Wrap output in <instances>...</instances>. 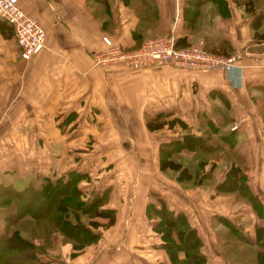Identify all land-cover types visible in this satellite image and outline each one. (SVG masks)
I'll use <instances>...</instances> for the list:
<instances>
[{
  "label": "crops",
  "instance_id": "crops-1",
  "mask_svg": "<svg viewBox=\"0 0 264 264\" xmlns=\"http://www.w3.org/2000/svg\"><path fill=\"white\" fill-rule=\"evenodd\" d=\"M190 1L18 0L20 8L44 27L45 45L24 60L15 41L0 35V183L22 188L31 179H50L54 170L60 178L72 163L87 159L99 142V148L105 149L101 152L105 160L101 162L106 165L117 148L144 149L146 118L164 115L180 118L205 140L206 132L216 134L212 138L220 143L228 136L226 133H231L235 147L228 153L240 156L235 165L243 162L240 168L246 178L259 183L252 190L255 194L251 193L258 198L256 194L263 193L260 189L264 188V35L253 36L251 20L257 13L264 14V0H208L196 7ZM256 31L264 34V23ZM167 34L185 37L189 44L202 42L212 51L239 52L241 58L228 72L169 65L130 70L119 65L94 64L93 53L102 48L104 35L131 48L147 37ZM218 135L221 139L216 138ZM226 145L221 143L220 150H225ZM87 146L90 150L82 149ZM39 149L43 152H37ZM211 152L182 149L178 162L182 167L194 166L193 171H188V182L182 185L176 175L178 170L169 176L164 173L173 194L160 191L161 198L178 202L183 201L180 194L186 193L187 218L203 244L211 240L215 243L216 234L226 235L228 226L220 217L228 214L229 197L216 190L224 176L217 178L219 160L210 167ZM245 156H250L256 165L252 169L254 176L247 173L249 163ZM108 174V178L104 176L107 183L100 181L105 193L103 208L115 212L120 195L125 206L130 177L118 176L113 170ZM135 178L132 190L138 186L137 201L146 186L140 171ZM116 179L122 183V192H114ZM190 179L194 181L192 186L188 184ZM182 186L185 189L180 191ZM228 201L233 205V197ZM262 202L259 210L251 209L257 214L251 223L253 230L263 217ZM201 205L210 206V211H200ZM5 212L8 214V208ZM116 222L117 216L113 225ZM246 222L234 223L242 229ZM112 237L100 236L75 258H71V243L62 241L61 236V240L53 237L55 240L51 238L46 248L47 264H131L125 256L113 253L119 241ZM33 242L44 241L36 237ZM101 242L105 244L98 252Z\"/></svg>",
  "mask_w": 264,
  "mask_h": 264
},
{
  "label": "rangeland",
  "instance_id": "rangeland-1",
  "mask_svg": "<svg viewBox=\"0 0 264 264\" xmlns=\"http://www.w3.org/2000/svg\"><path fill=\"white\" fill-rule=\"evenodd\" d=\"M150 118L151 117H147L146 121L149 120ZM172 118H176V117H170V116L163 115V116H160V119L156 120V122H160V121L167 122ZM192 127L196 128L195 125ZM182 130L183 129L181 128V126L177 123L173 124L171 128L168 127L167 124H165L162 128H159V129H154V130L148 129L146 131L147 135H145L146 147H144V149H139L136 147H127L128 149L127 148L126 149L117 148L115 149L113 155L108 158V161L110 162H107L106 165L102 163L105 160V157L101 153L105 149L99 148L102 142H99V146L94 147L91 150L90 148H88V146L83 147L82 149L88 148V150H90V152L87 154V159H85L84 161H81L79 159L77 164L72 163L70 169L61 173V176L68 177L69 173L76 172L75 177L77 179L78 178L80 179L77 183V187H79L80 191L83 192V196H84V198H82L83 201L84 200L88 201L95 193L100 194V195L103 193L101 189V186L103 184H101L100 186V181L102 180L103 183H107L106 180L104 179V176L108 178V176L111 175L108 173H112V170L118 176L128 175L130 177V180L126 186V191L129 194L125 196V206L123 203L122 195H120V199H119L120 202L118 201L116 204L117 209H120V211L115 209V219L117 216V222H116L117 224L113 225L112 227H107V228L99 227L96 229V231H99V237L100 236L105 237V235H107L109 239H114L112 236H114L115 238H118L119 242H117L114 245L113 253H116L115 254L116 256L118 255L125 256L127 259L131 261V264H140L142 262H147L149 264H160V263L170 264V258L168 256V253L165 252L160 247L163 241L167 242L170 239V234L168 233V231L170 230L163 228L162 224L160 225V227L158 226V223L161 221L160 219L161 217H159L156 211L154 210V209H158L159 207L158 204L155 202L154 198L163 199L166 207L170 210H173L174 215H177V214L183 215L184 219L192 227V225L190 224L187 218V208H186L187 196H186V193H184V191H183L184 195L180 194L182 195V198H183L182 202H178L177 199L176 200L173 199V201H171L170 197H167V200L160 197V191H162V189L163 191H168V193L170 192L171 194H173L170 191V186H169L170 184L168 181L169 177H167L169 176L170 173H173V170H171L172 171L171 172L170 169H167L168 171L166 170L162 171L159 169L158 167V147L161 144V142L176 138L178 134L181 133ZM191 132L193 133V131ZM203 134L204 136L207 135V137L205 136V138L207 139L206 143H210L213 146L216 145L219 148L220 147L219 145H221V143L227 144L225 150H220L222 148L221 147L218 150H215L209 153L210 167L213 168L214 166H216L215 165L216 163L214 161L219 160L220 163L218 164V166H216L217 168L216 172L218 173L217 178L220 175H222L221 177H223L226 171L230 168V166L232 164L235 165V162H237L238 159H240L239 158L240 156H236L234 154L228 153V150L233 152L234 147H235L234 145L231 144L233 143V141L231 140V137H229L232 134L226 133V135L228 136H225V140H222L219 135L216 136V138L221 139L222 141L221 143L218 142L217 139L212 138L213 137L212 135H216V134H210V132L208 133L206 132ZM222 134H225V133H222ZM135 138L136 139L138 138V132H136ZM26 151L27 149L25 150V152ZM37 152H43V149H39ZM180 152L181 150L178 153L174 154L173 158L175 161H178L177 156L180 155ZM95 154H97L99 157L97 158L94 157ZM40 156L42 157L43 154H40ZM245 157L248 160L247 162L249 163V164H246L247 167H249L248 169H246L247 173L250 175L253 174L254 176L252 169L256 168V165L254 162L250 161V156H245ZM189 161L191 162V160ZM240 163H243V162H239V166L238 165H235V166H237L238 169L242 171L241 169L242 164ZM205 164H206L205 167H207V163ZM108 165H110V169H111V170L109 169L110 172L109 170H107ZM185 167H187L186 172L179 174L180 172L178 170V174L176 173L177 177L179 176L180 182L183 183L182 185L188 182L187 180L189 176L188 171L190 172L194 170L193 164H189ZM75 168L78 171H76ZM138 171H140V175L144 177L143 181H145L146 190L143 193V195L139 196V199H137L136 201V195H138L137 191L139 193V188L137 186L136 189L134 190L132 189H133V186H135L133 184L137 179L135 178V174ZM58 173L59 172L54 170L51 173L50 179L52 181L58 180L59 179ZM164 173H167L166 174L167 176H165ZM245 176L247 177L246 174ZM216 180L217 179H215L214 181ZM250 180L246 178V185H247V190L249 192L251 191L250 193H252L253 192L252 190H254V188L257 187L259 183L256 181H252V180L250 181ZM40 182L41 180L38 177L35 180L31 179V182L29 183L37 185ZM193 182L194 181L190 179L188 184L192 186L194 184ZM85 183H87L88 185H86ZM139 183H140V180H139ZM226 184L229 187H232V183H230L229 180L228 181L226 180ZM114 185H115V189H114L115 193H119L123 191L120 186L122 185V183L119 182L118 179H116V181L114 182ZM183 187L184 186L180 187V191L185 189ZM200 189H204V187ZM226 190L227 191H223V192H219L217 190V192L222 193V194H227L229 198L233 197V202H234L233 205H231V203L228 201L229 198H227L228 208L226 212L228 214H226L227 216L224 217L226 218L225 221L228 222L233 227L231 228L228 225L226 235L224 236L222 235L223 237L220 236V234H216L217 237H216L215 243L212 244V240L211 242H207L204 244L202 243L200 246V251L203 253V255L207 257L206 264H232V263L233 264H256L255 254L257 253L258 250H262L263 246H260L259 243L257 242L259 238H258V234H256L255 227L259 226L260 228L264 229V204L262 205L263 206V210H262L263 217H261L259 221H257V226L255 225L254 227L255 234H256V236H254V230L251 227V223L252 221L257 219V214L251 209H253V207H256V206H253L248 198L247 200L242 195H239L238 192L234 188H231V189L227 188ZM260 190L263 193L258 191V194H260V195L256 194L258 198L252 195L254 198L259 200V204L262 201H263L262 203H264V188ZM179 201H180V198H179ZM210 202L212 204L214 203V200L211 197H210ZM153 203H154V206H153ZM0 207H3L2 209H4V210L0 209V219H1V216L6 213L5 212L6 208H8L9 212L12 211V208H13L12 203H9L4 206L0 205ZM260 207L261 206L259 205V208ZM199 208H200V211L202 210L210 211L209 209L210 206H207V205L206 206L201 205ZM96 219L100 221L101 223H105L107 221L106 218L97 217ZM231 219L234 222L245 221V220L247 221L246 222L247 224L242 225L243 230L236 227L240 231V233L247 235L248 237L247 239L239 236L238 231L235 230L234 228L238 224L234 223ZM0 224H3V221H0ZM12 227L13 229L17 228L22 234H24L28 238H32V239L36 237L42 238L44 242L39 245H43L45 249L47 248V246L48 247L50 246L51 238H52V241L55 240L53 237L60 238L61 236L62 241L67 240L68 243L72 244V241L70 239H67L63 235H61L58 232V229L51 228L49 223L45 222V219L39 218L38 220H33L31 217L26 215L23 218H20L19 220H17V222L15 223V226H12ZM2 230H3V226L0 227V233L2 232ZM211 236H212V232H211ZM250 237L252 240L250 239ZM104 244H105L104 242L100 243L98 252L100 251V248L104 246ZM110 252H109V255H110ZM71 258H75V256L72 255Z\"/></svg>",
  "mask_w": 264,
  "mask_h": 264
},
{
  "label": "trees",
  "instance_id": "trees-1",
  "mask_svg": "<svg viewBox=\"0 0 264 264\" xmlns=\"http://www.w3.org/2000/svg\"><path fill=\"white\" fill-rule=\"evenodd\" d=\"M205 1L208 0H192L190 2L193 4L192 7H196ZM249 6L251 7V4L246 6L248 10ZM183 10V14H185L186 7ZM261 23H264V14L260 12L255 14L251 20L254 37L264 35L256 31ZM0 35L14 40L12 27L3 19H0ZM176 45L186 46L189 43H186L185 37L181 36L176 38ZM122 47L127 48L123 45ZM159 119L160 116L157 115L147 120V128L149 130L159 129L165 124L171 128L173 124L177 123L183 129L176 138L161 142L159 145L158 167L160 170H179V174L186 172L187 167H182L173 158L174 154L182 149L188 151L202 149L206 152L218 149V146L206 143V140L200 135L190 132L189 127L180 118H172L167 122H156ZM75 175L76 172L69 173L68 177L61 176L55 181L48 177H43L39 184L28 183L22 188H14L10 183H0V205L4 206L12 203L13 206L12 211L2 217L3 230L0 233V264L48 263L45 259V247L34 243L32 238L23 236L17 228L13 229L12 227L15 226L17 220L26 215L33 220L45 219V222H48L51 228L58 229L61 235L70 239L72 241V255H77L84 247L98 240L99 232L96 231L97 228H107L114 224V210L103 208L105 193L103 192L101 195L95 193L88 201H83V192L77 187L80 179H77ZM226 180L232 183V187L227 185L229 183L226 184ZM227 188H234L239 195L246 199L248 198L252 205L256 206L254 209H259V201L247 190L245 174L234 164L230 166L223 179L216 185V190L219 192L227 191ZM154 200L159 206L158 209L154 210L161 217L158 226L160 227L162 224L163 228L170 230L168 231L170 239L167 242L163 241L160 246L168 253L170 264H206L207 258L200 251L202 242L196 229L189 225L183 215H174L173 210L166 207L163 199L154 198ZM97 217L106 218L107 221L101 223L96 219ZM220 219L231 228L233 227L225 221L226 218L220 217ZM234 228L238 231L240 237L248 238L246 234L240 233L236 226ZM256 234H258L259 238L257 242L260 246H263L262 250H258L255 254L256 264H264V229L257 227ZM140 264L149 263L142 262Z\"/></svg>",
  "mask_w": 264,
  "mask_h": 264
},
{
  "label": "built area",
  "instance_id": "built-area-1",
  "mask_svg": "<svg viewBox=\"0 0 264 264\" xmlns=\"http://www.w3.org/2000/svg\"><path fill=\"white\" fill-rule=\"evenodd\" d=\"M0 19L13 31V38L22 59L28 60L45 45V29L31 15L24 12L18 0H0ZM102 48L93 53L94 64L99 67L119 65L130 70H142L159 65L195 71L228 72L236 66L241 53L212 51L202 42L177 46L172 34L145 38L135 48H124L108 36L101 37Z\"/></svg>",
  "mask_w": 264,
  "mask_h": 264
}]
</instances>
